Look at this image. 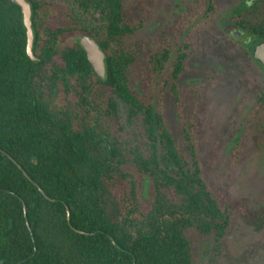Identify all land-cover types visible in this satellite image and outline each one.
Segmentation results:
<instances>
[{
  "label": "trees",
  "instance_id": "16d2710c",
  "mask_svg": "<svg viewBox=\"0 0 264 264\" xmlns=\"http://www.w3.org/2000/svg\"><path fill=\"white\" fill-rule=\"evenodd\" d=\"M26 1L35 59L27 54L21 8L0 0V264H196L195 234L211 235L217 251L237 214L264 229V204L248 209L212 187L195 137L181 128L184 152L153 94L168 82L176 93L197 36L179 41V34L147 55L152 88L145 96L130 79L142 74L139 56L111 52L110 43L142 29L153 2L130 9L124 0H67V7ZM193 1L205 9L200 37L209 47L217 43L210 51L238 56L223 51L231 49L230 35L215 32V0ZM238 1L228 20L252 44L263 41L264 0ZM84 14L100 18L104 37ZM82 35L104 51V79L79 45ZM242 50L264 70L252 50ZM122 109L135 126L133 143L123 140Z\"/></svg>",
  "mask_w": 264,
  "mask_h": 264
},
{
  "label": "rangeland",
  "instance_id": "374dc122",
  "mask_svg": "<svg viewBox=\"0 0 264 264\" xmlns=\"http://www.w3.org/2000/svg\"><path fill=\"white\" fill-rule=\"evenodd\" d=\"M45 1L68 5L67 0ZM143 2L154 5L143 28L111 42L110 51L129 50L139 56L142 74L137 72L138 77L131 75L130 79L137 92L148 96L152 84L146 67L147 55L159 42L172 44L179 34V41L186 34L189 39L191 36L200 39L175 81L176 93L168 82L160 92L154 87L153 94L155 98L159 96L165 125L182 139L184 152L186 141L181 128L185 127L195 137L199 163L212 187L225 189L232 202H243L248 209H258L264 204V97L258 99L257 95L259 91L264 93V70L253 59L243 57L242 48L249 52L255 44L228 20L239 1L215 0L218 9L215 32L219 30L233 39L229 43L231 49L223 51L228 55L231 51L238 53L234 58L212 53L210 48L217 43L209 47L207 38L200 37L205 9L201 10L193 0H124L130 9ZM84 21L104 37L98 16L84 14ZM121 123L123 140L133 143L135 126L126 124L123 109ZM140 198L143 203L149 199V183L145 178ZM195 235L196 264H264V229L248 225L238 214L217 251L211 235Z\"/></svg>",
  "mask_w": 264,
  "mask_h": 264
},
{
  "label": "water",
  "instance_id": "95a60500",
  "mask_svg": "<svg viewBox=\"0 0 264 264\" xmlns=\"http://www.w3.org/2000/svg\"><path fill=\"white\" fill-rule=\"evenodd\" d=\"M21 8L22 21L26 30L27 36V54L31 59H35L33 55V40L34 33L31 24V7L26 0H11ZM237 34V32H236ZM79 45L86 53V57L91 64L94 72L101 78H105V53L100 48L95 39L82 35L78 38ZM252 56L264 67V40L256 43L252 50Z\"/></svg>",
  "mask_w": 264,
  "mask_h": 264
}]
</instances>
